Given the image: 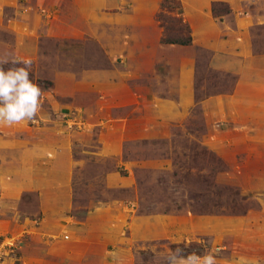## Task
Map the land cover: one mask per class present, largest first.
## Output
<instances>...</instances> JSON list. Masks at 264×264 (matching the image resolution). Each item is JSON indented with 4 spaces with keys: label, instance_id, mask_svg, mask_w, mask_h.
<instances>
[{
    "label": "rangeland",
    "instance_id": "rangeland-1",
    "mask_svg": "<svg viewBox=\"0 0 264 264\" xmlns=\"http://www.w3.org/2000/svg\"><path fill=\"white\" fill-rule=\"evenodd\" d=\"M162 1L12 0L2 10L0 52L13 53L14 50L16 59H30V79L34 83V80L52 83L48 89L38 84L43 92L41 110L35 122L23 121L20 125L58 126L74 134L77 140L73 146L76 165L71 179L69 210L57 217H43L36 194H25L17 205L18 220L26 221L30 229L26 233H0V241L10 238L15 243L12 248H0V264H90V249L67 247L59 239L68 235L65 241H72L71 226H82L87 211L112 200H123L127 204L133 201L141 213L188 211L195 215H217L210 227L223 221L218 224L222 230L214 229L213 234L203 235L190 233L188 237H178L179 241L173 244L159 243L157 252L175 250V245L184 250L186 257L192 252L203 256L206 249H220L217 264H264V194L253 191L259 184L248 183L249 174H258L255 170L258 162L254 158L248 160L245 152L223 151L218 155L202 146L199 138L204 131L206 133V127L202 125L198 108L185 122L186 127L171 128L168 151L141 150L136 156L157 159L160 165L136 164L129 170L119 164L117 158L98 154V130L105 124L98 123L97 119L106 115L105 99L110 100L119 92L123 75L129 70H145L129 79L133 89L142 90L149 98L152 91L162 98L174 97V88L168 83L170 77L183 58L195 57L198 98L225 94L232 89L233 77L208 68L209 50L188 49L190 53L185 56L168 52L171 47L162 43L166 32L157 20ZM179 1L182 17L187 22L184 10L188 0ZM227 6L231 13L229 4ZM253 6L240 11L241 15L250 14L257 21L247 29V35L253 56L260 57L264 56V0H256ZM214 8L217 17H214L213 6L211 14L220 22L230 14L224 13L225 6L215 5ZM175 17L167 13L169 21ZM227 21L228 32L234 35L225 36L235 39L233 19L227 18ZM21 66L22 63L14 65L9 61L3 68L7 71ZM111 87L114 88L112 95ZM116 93L115 100L119 101ZM114 113L119 115V110ZM226 127L221 125L220 130ZM166 154L169 162L161 165ZM261 171L264 169L260 174ZM109 175L135 178L136 190L108 188L104 179ZM236 175L240 184L234 180ZM5 190V186H0V192ZM232 218L238 221L233 222ZM46 221H50V228ZM185 243L190 245L185 247ZM135 251L139 258L134 264H162L152 251Z\"/></svg>",
    "mask_w": 264,
    "mask_h": 264
},
{
    "label": "crops",
    "instance_id": "crops-1",
    "mask_svg": "<svg viewBox=\"0 0 264 264\" xmlns=\"http://www.w3.org/2000/svg\"><path fill=\"white\" fill-rule=\"evenodd\" d=\"M213 1L227 3L232 10L223 22L215 20L211 14ZM11 2L0 0V23L2 10ZM255 3L256 0H188L184 15L191 27L192 44L188 48L168 45L171 47L167 48L168 52H180L185 56L192 49L209 50L208 68L233 77L231 91L198 98L195 57L183 58L170 77L168 83L174 88V97L162 98L152 91L149 98L142 90L133 89L129 79L145 70H129L123 75L119 92H115L119 101L115 100L111 87L110 95L114 93V98L105 99L106 115L97 119L98 123L105 124L98 130V154L117 158L118 163L129 170L136 164L143 167L160 165L157 159L136 156L141 150L168 151L171 128L186 127L185 122L198 108L202 125L206 127V133L204 131L199 138L200 144L218 155L223 151L245 152L248 160L254 158L259 165L255 169L258 174H249L248 183L259 184L253 191L264 194V172L260 174L264 169V56H253L248 42L247 29L257 21L250 14L241 15L240 11ZM229 17L235 25V39L225 36L228 33L234 35V32H228ZM12 54L15 57L16 51ZM0 55L3 54L0 52ZM117 109L119 115L114 113ZM221 125H226V129L220 130ZM76 140L74 134L66 133L58 126L0 125V186L7 188L0 192V233H26L30 229L26 221L18 220L17 205L25 194H36L43 217H57L69 210ZM169 159L166 154L163 160L160 159L161 165ZM233 160L237 161L235 157ZM104 180L108 188L136 190L135 178L109 175ZM234 180L240 184L237 175ZM136 195L134 202L138 201ZM216 216L195 215L188 211L141 213L133 201L127 204L123 200H112L87 211L82 226L70 225L72 241H65L68 235L59 241L67 247L90 249V264H134L139 258L136 249L153 252L157 244L177 243L178 237H188L190 233L203 235L213 234L214 229L222 230L219 225L223 221L210 227ZM235 221L238 220L234 218ZM46 223L50 228V221Z\"/></svg>",
    "mask_w": 264,
    "mask_h": 264
},
{
    "label": "clouds",
    "instance_id": "clouds-1",
    "mask_svg": "<svg viewBox=\"0 0 264 264\" xmlns=\"http://www.w3.org/2000/svg\"><path fill=\"white\" fill-rule=\"evenodd\" d=\"M9 61L14 65L22 63L23 66L12 67L5 71L3 65ZM31 71L30 59L18 60L8 51L0 55V125L10 127L22 121H36L42 107L43 92L41 87L30 79ZM189 245V243L184 244L185 247ZM183 251L180 247L160 252L153 249L162 264H217V255L221 250L206 249L203 256L192 252L186 257Z\"/></svg>",
    "mask_w": 264,
    "mask_h": 264
},
{
    "label": "trees",
    "instance_id": "trees-1",
    "mask_svg": "<svg viewBox=\"0 0 264 264\" xmlns=\"http://www.w3.org/2000/svg\"><path fill=\"white\" fill-rule=\"evenodd\" d=\"M215 5L225 6L226 8L224 13L226 15L230 13V9L227 4L223 2H213L211 6H213L212 10L214 17H217L214 13ZM167 13L171 15L174 14L176 16L175 19H170L169 21ZM157 20L160 26L164 29V32H166L165 36L162 38L163 44L188 46L192 43V35L190 34L191 30L187 22L182 17V5L179 0H163L160 4V13L157 15ZM34 81L36 84L43 85L45 89L52 87V83L49 81ZM173 248L176 249L175 245Z\"/></svg>",
    "mask_w": 264,
    "mask_h": 264
},
{
    "label": "built area",
    "instance_id": "built-area-1",
    "mask_svg": "<svg viewBox=\"0 0 264 264\" xmlns=\"http://www.w3.org/2000/svg\"><path fill=\"white\" fill-rule=\"evenodd\" d=\"M14 245V241L10 238L0 241V248H12Z\"/></svg>",
    "mask_w": 264,
    "mask_h": 264
}]
</instances>
